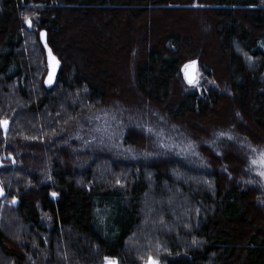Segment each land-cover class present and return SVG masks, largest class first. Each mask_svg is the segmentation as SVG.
Instances as JSON below:
<instances>
[{"label": "trees", "instance_id": "1", "mask_svg": "<svg viewBox=\"0 0 264 264\" xmlns=\"http://www.w3.org/2000/svg\"><path fill=\"white\" fill-rule=\"evenodd\" d=\"M156 13L187 28L154 32L139 56L132 48L138 107L122 80L93 72L85 48L118 40L124 15ZM42 31L60 62L50 89ZM191 61L194 84L183 75ZM99 112L124 124L121 147L136 156L89 144ZM5 120L0 264H264V197L249 162L264 148V0H0Z\"/></svg>", "mask_w": 264, "mask_h": 264}, {"label": "rangeland", "instance_id": "2", "mask_svg": "<svg viewBox=\"0 0 264 264\" xmlns=\"http://www.w3.org/2000/svg\"><path fill=\"white\" fill-rule=\"evenodd\" d=\"M152 15V14H151ZM159 17V18H158ZM113 28H114V35L118 37V40L114 38L112 43H108V47L99 51L92 45V42H87L89 44L85 49L86 56L88 58L89 67L93 70L95 74H98L100 77L109 80L111 77L112 79L122 80V94L123 100L127 101L130 104H133L138 107H142L146 103L143 102L141 97L136 93L134 85L131 80L129 79L130 70L128 65H126L131 59L134 58L132 56V48L136 45L138 47V56L140 55L139 47H142L146 44L149 39L151 41L152 35L156 31H161L163 29L168 28L171 29H183L186 26L184 23H181L179 20H173L162 16V14L158 15V13L153 14V16L140 19L136 17H130L124 15L121 19H116L113 21ZM187 28V27H186ZM190 29V28H189ZM39 39V37H38ZM28 42L31 46L36 47L35 40L33 36H29ZM199 52L202 54L204 59L207 56H211L212 58L215 56L214 51L209 49L207 44L200 45ZM202 51V52H201ZM138 56H135L137 59ZM44 59V57H43ZM129 60V61H128ZM45 61H46V54H45ZM215 61V59H214ZM193 62V61H191ZM126 65L128 69L124 70V66ZM197 64V63H196ZM212 65L214 70H219L220 66L217 60L213 63H209ZM187 65V64H186ZM45 71H46V66ZM123 67V68H122ZM127 71V72H125ZM125 73L127 75V80H125ZM199 78V71L197 69V79ZM175 104V97H171L166 104L163 106V109H169ZM158 115L157 113H155ZM91 122L89 123V128L91 129L86 132L85 126V133L89 136V144L93 145L96 149H106L107 151H111L113 153L120 154L124 156V154H132V151L128 150L126 147H121V141L123 132L125 129L124 124L117 119L116 115L111 112H99L95 114L91 118ZM135 122V121H134ZM161 138V137H160ZM182 146H178L177 152L183 154H192L189 147H185L182 143ZM175 149V150H176ZM252 150V157L250 159L251 165V175L250 179L256 181V185L259 187L262 196L264 197V176L260 173L264 172V148L257 150ZM133 156L137 154L133 153ZM2 157V156H0ZM3 162L5 163L4 157H2ZM95 171L98 173V176L102 175L103 170L101 166H97ZM106 260L116 261L112 258H106L104 260V264H106ZM149 260L146 264H151ZM159 264V263H158Z\"/></svg>", "mask_w": 264, "mask_h": 264}, {"label": "water", "instance_id": "3", "mask_svg": "<svg viewBox=\"0 0 264 264\" xmlns=\"http://www.w3.org/2000/svg\"><path fill=\"white\" fill-rule=\"evenodd\" d=\"M44 34L43 36L41 34ZM40 37V42L45 50L46 54V67H47V72L46 76L44 79V86L46 89H50L54 86L57 78V74L60 69V62L58 58L52 53L51 49L48 47L46 43V34L45 32H40L39 34ZM54 73V74H53ZM183 75L188 84H194L197 81V64L196 62H191L188 63L187 65L184 66L183 68ZM52 79V83L49 84L48 81L49 79ZM4 162L2 158L0 157V170L4 168ZM3 195V187L0 184V199Z\"/></svg>", "mask_w": 264, "mask_h": 264}, {"label": "snow or ice", "instance_id": "4", "mask_svg": "<svg viewBox=\"0 0 264 264\" xmlns=\"http://www.w3.org/2000/svg\"><path fill=\"white\" fill-rule=\"evenodd\" d=\"M25 23H27L29 25V27L31 26L32 24V21L29 19V18H25ZM42 36L44 35L43 33L41 34ZM54 74V73H53ZM49 84L52 83V79L50 77L49 81H48ZM7 126H8V121H0V128H3L5 131L7 130ZM264 155V154H262ZM262 176H264V172L260 173ZM15 202V201H14ZM106 264H115L114 261H108L106 260ZM151 264H158L157 261H151Z\"/></svg>", "mask_w": 264, "mask_h": 264}]
</instances>
